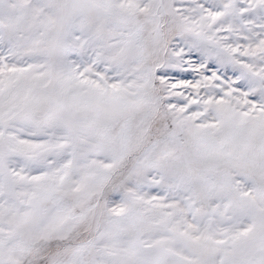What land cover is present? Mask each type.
Here are the masks:
<instances>
[{
  "label": "snow or ice",
  "instance_id": "obj_1",
  "mask_svg": "<svg viewBox=\"0 0 264 264\" xmlns=\"http://www.w3.org/2000/svg\"><path fill=\"white\" fill-rule=\"evenodd\" d=\"M0 264H264V0H0Z\"/></svg>",
  "mask_w": 264,
  "mask_h": 264
}]
</instances>
